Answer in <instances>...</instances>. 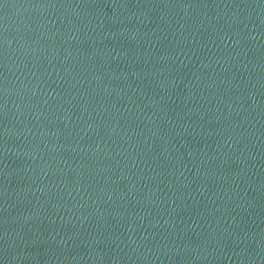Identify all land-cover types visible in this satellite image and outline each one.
Listing matches in <instances>:
<instances>
[{
  "label": "water",
  "instance_id": "95a60500",
  "mask_svg": "<svg viewBox=\"0 0 264 264\" xmlns=\"http://www.w3.org/2000/svg\"><path fill=\"white\" fill-rule=\"evenodd\" d=\"M0 264H264V0H0Z\"/></svg>",
  "mask_w": 264,
  "mask_h": 264
}]
</instances>
